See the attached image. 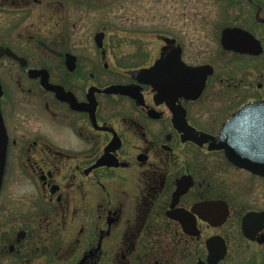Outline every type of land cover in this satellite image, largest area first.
<instances>
[{
    "label": "flooded vegetation",
    "instance_id": "1",
    "mask_svg": "<svg viewBox=\"0 0 264 264\" xmlns=\"http://www.w3.org/2000/svg\"><path fill=\"white\" fill-rule=\"evenodd\" d=\"M112 2L0 0V264H264V0H188L133 49ZM195 16L219 32L202 63Z\"/></svg>",
    "mask_w": 264,
    "mask_h": 264
},
{
    "label": "rangeland",
    "instance_id": "2",
    "mask_svg": "<svg viewBox=\"0 0 264 264\" xmlns=\"http://www.w3.org/2000/svg\"><path fill=\"white\" fill-rule=\"evenodd\" d=\"M179 1V0H178ZM113 0L112 12L105 15L109 19V25L113 27V33H110L111 41H120L123 43L122 48L133 49L142 43H155L156 33L148 28L157 25H187L181 21L182 10L187 9V1L183 0ZM191 8L193 14L200 13L206 9L209 11L212 20L218 21V12L220 10V0H191ZM206 5V6H205ZM101 16H99L100 23ZM128 16V20H126ZM106 17V18H107ZM196 21L190 26H194V32L189 35L193 36L194 42L197 43L194 53L196 62H204L203 53L206 51V60L214 58V52L218 51L217 46L212 44L213 40H218L219 32L212 28L213 23H209L206 27V34L202 32L203 24L195 16ZM219 27L218 22H215ZM207 26V25H206ZM150 30V31H149ZM201 31V32H200ZM118 37V38H117ZM206 43V48L203 46ZM137 66H130L135 68Z\"/></svg>",
    "mask_w": 264,
    "mask_h": 264
},
{
    "label": "water",
    "instance_id": "3",
    "mask_svg": "<svg viewBox=\"0 0 264 264\" xmlns=\"http://www.w3.org/2000/svg\"><path fill=\"white\" fill-rule=\"evenodd\" d=\"M235 35V32L232 30H225L222 34V44L224 46V48L226 49H233V50H244L238 48V46L235 44V42L233 41V36ZM161 66V63L158 62L156 63L150 70H136L133 72V75L136 76L137 78H139L141 75H145L148 72H153L155 73V71H157V68ZM205 66L203 67H186V71L190 72H199L202 71V73L205 70ZM41 84L44 86V88L54 91L55 93H61L62 92V88L60 86L54 85L49 83L48 81V75H46L45 77H43L41 79ZM110 89H124L122 87H114V88H110ZM201 86H199L197 88V92L199 93V91L201 92ZM249 107H264V101L263 102H259V103H255L250 105ZM254 111H257L256 109H254ZM241 112L236 113L232 116V118L228 121V123L224 126L223 131H222V138L225 137H229L232 136L234 137V133L236 131V123L238 122V118L240 116ZM230 132H232V135H230ZM5 130H4V126H3V122L2 119L0 117V139H2V143H0V187H1V183H2V178H3V173H4V165H5ZM225 146H227V144H225Z\"/></svg>",
    "mask_w": 264,
    "mask_h": 264
}]
</instances>
